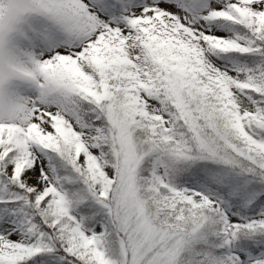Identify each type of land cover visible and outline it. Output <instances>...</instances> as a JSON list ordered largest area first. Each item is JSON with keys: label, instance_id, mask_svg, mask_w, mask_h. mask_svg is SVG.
I'll return each instance as SVG.
<instances>
[{"label": "snow or ice", "instance_id": "obj_1", "mask_svg": "<svg viewBox=\"0 0 264 264\" xmlns=\"http://www.w3.org/2000/svg\"><path fill=\"white\" fill-rule=\"evenodd\" d=\"M0 264H264V0H0Z\"/></svg>", "mask_w": 264, "mask_h": 264}]
</instances>
